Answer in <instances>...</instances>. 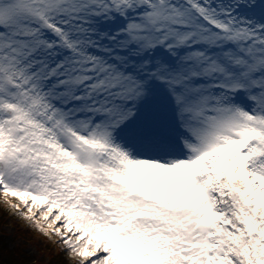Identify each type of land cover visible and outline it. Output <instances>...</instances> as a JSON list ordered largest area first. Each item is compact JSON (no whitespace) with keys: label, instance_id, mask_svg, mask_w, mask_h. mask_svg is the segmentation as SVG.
Here are the masks:
<instances>
[{"label":"snow or ice","instance_id":"obj_1","mask_svg":"<svg viewBox=\"0 0 264 264\" xmlns=\"http://www.w3.org/2000/svg\"><path fill=\"white\" fill-rule=\"evenodd\" d=\"M0 194L78 264H264V0H0Z\"/></svg>","mask_w":264,"mask_h":264},{"label":"rangeland","instance_id":"obj_2","mask_svg":"<svg viewBox=\"0 0 264 264\" xmlns=\"http://www.w3.org/2000/svg\"><path fill=\"white\" fill-rule=\"evenodd\" d=\"M0 263L12 264H78L57 237L39 233L29 222L10 209L0 194Z\"/></svg>","mask_w":264,"mask_h":264},{"label":"trees","instance_id":"obj_3","mask_svg":"<svg viewBox=\"0 0 264 264\" xmlns=\"http://www.w3.org/2000/svg\"><path fill=\"white\" fill-rule=\"evenodd\" d=\"M1 264V263H0ZM3 264V263H2Z\"/></svg>","mask_w":264,"mask_h":264}]
</instances>
